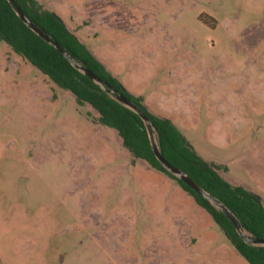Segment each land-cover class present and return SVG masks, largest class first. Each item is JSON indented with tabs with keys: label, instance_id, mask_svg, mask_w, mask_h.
<instances>
[{
	"label": "rangeland",
	"instance_id": "rangeland-1",
	"mask_svg": "<svg viewBox=\"0 0 264 264\" xmlns=\"http://www.w3.org/2000/svg\"><path fill=\"white\" fill-rule=\"evenodd\" d=\"M40 1L93 29L105 14L122 79L183 114L173 122L197 153L264 198V0ZM94 116L0 42V264H249Z\"/></svg>",
	"mask_w": 264,
	"mask_h": 264
},
{
	"label": "trees",
	"instance_id": "trees-1",
	"mask_svg": "<svg viewBox=\"0 0 264 264\" xmlns=\"http://www.w3.org/2000/svg\"><path fill=\"white\" fill-rule=\"evenodd\" d=\"M24 13L66 52L103 79L107 87L126 96L150 118L164 157L183 170L208 193L218 198L241 221L253 238H264V200L244 185H235L221 173L223 167L200 156L183 132L168 118L153 114L142 96L132 94L94 56L89 46L71 31L63 19L40 0H15ZM0 42H5L58 88L73 95L78 109L91 107L94 123L116 131L131 164L145 162L181 186L213 218L230 244L250 264H264V247L246 243L234 224L209 200L169 172L156 158L147 128L135 112L121 104L110 91L102 89L74 68L68 59L33 32L17 15L8 0H0ZM90 113H85L90 118ZM90 120V119H89Z\"/></svg>",
	"mask_w": 264,
	"mask_h": 264
},
{
	"label": "water",
	"instance_id": "water-1",
	"mask_svg": "<svg viewBox=\"0 0 264 264\" xmlns=\"http://www.w3.org/2000/svg\"><path fill=\"white\" fill-rule=\"evenodd\" d=\"M8 2L13 6L14 10L16 11L17 15L20 19L39 37H41L47 43L54 45V47L60 51L71 63V65L76 68L78 71L83 73L85 76L90 78L94 83L99 85L102 89L110 91L111 94H114L115 98L124 106L135 112L140 118L143 120L147 131L149 133L150 141L152 144V148L156 158L159 162L173 175L181 179L184 183L190 186L193 190L197 192L200 196L204 197L205 199L209 200L215 207L223 212V214L234 224L236 227L237 232L242 237V239L253 246H261L264 247V238H253L252 235L248 233V231L243 227L239 218L226 206L224 205L218 198L208 193L204 188H202L195 180H193L187 173L183 170L179 169L178 167L171 164L161 152V148L157 139V133L155 128L152 125V122L148 115L141 111L139 107L133 103L130 99L126 96L117 93L111 87H107L105 81L97 76L91 69L86 68L81 63L76 61L71 55H69L66 50L62 47V45L48 36L39 26H37L29 17L24 13L21 7L16 3L15 0H8Z\"/></svg>",
	"mask_w": 264,
	"mask_h": 264
},
{
	"label": "crops",
	"instance_id": "crops-1",
	"mask_svg": "<svg viewBox=\"0 0 264 264\" xmlns=\"http://www.w3.org/2000/svg\"><path fill=\"white\" fill-rule=\"evenodd\" d=\"M102 3L103 2L99 3V8L101 7V9L103 7ZM89 5H90V3L85 4V9H88ZM48 8L53 10L51 7H48ZM95 15H96V17H95L96 22H94V23H96L97 26H98L96 29H93V21H94V19L85 18V16H82V15L80 16L78 14H75L74 16H72L69 23L65 22V21L64 22L67 24V26L69 27V29L71 31L75 32L79 36V38L89 46V48H90L91 52L94 54V56L108 69V71H110L114 76H116L132 94H134L136 96H142L144 98L145 105L149 108V110L153 114L158 115V116H162V117H166V118L170 119L172 122H173V119H178V118L184 116L183 114H178V113H173L172 114V113H170L168 111H165L164 109H159L158 111L154 110L153 108L150 107L149 104H147L146 98L141 94L140 89L134 87L133 84H131V83L127 82V81H124L122 79L121 74L123 72V61L120 58V52L118 51V49H116V47H111V45L109 44L110 40L118 39L119 32H118L117 28L113 24H110L108 22V18H107V16L105 14H103L102 12H99L98 14L96 13ZM193 107H194L195 110H197L199 108L198 103L194 104ZM117 137H118V135H117ZM118 140H119V142L121 144V141H120L119 137H118ZM127 155H128V153H127ZM128 157H129V155H128ZM136 163L145 164L148 168L152 169L151 167H149L143 161H137ZM152 170H154V169H152ZM154 171H157V170H154ZM159 173H161V172H159ZM161 174H163V173H161ZM163 175L166 176L165 174H163ZM166 177H168V176H166ZM263 200H264V198H263ZM240 262L243 264V261H240Z\"/></svg>",
	"mask_w": 264,
	"mask_h": 264
}]
</instances>
